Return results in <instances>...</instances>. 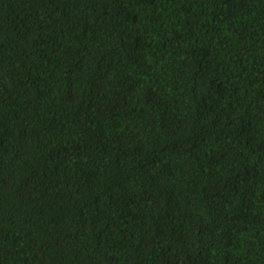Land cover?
I'll list each match as a JSON object with an SVG mask.
<instances>
[{
	"label": "trees",
	"instance_id": "16d2710c",
	"mask_svg": "<svg viewBox=\"0 0 264 264\" xmlns=\"http://www.w3.org/2000/svg\"><path fill=\"white\" fill-rule=\"evenodd\" d=\"M0 264H264V0H0Z\"/></svg>",
	"mask_w": 264,
	"mask_h": 264
}]
</instances>
